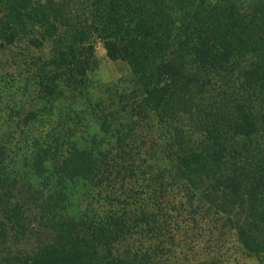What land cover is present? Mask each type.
Here are the masks:
<instances>
[{
  "label": "trees",
  "instance_id": "obj_1",
  "mask_svg": "<svg viewBox=\"0 0 264 264\" xmlns=\"http://www.w3.org/2000/svg\"><path fill=\"white\" fill-rule=\"evenodd\" d=\"M0 56V264H191L211 217L264 264V0H0Z\"/></svg>",
  "mask_w": 264,
  "mask_h": 264
},
{
  "label": "rangeland",
  "instance_id": "obj_2",
  "mask_svg": "<svg viewBox=\"0 0 264 264\" xmlns=\"http://www.w3.org/2000/svg\"><path fill=\"white\" fill-rule=\"evenodd\" d=\"M37 55L38 54L31 56V58L35 59ZM93 56L94 61L89 76V85L93 90L91 93H99L107 100V102L112 103L111 101L116 100L114 93L119 91L123 92L131 86L128 70L121 63L109 62L104 55L102 46L98 42L93 43ZM4 60L7 59L0 56V71L2 72L0 73V77L6 79L5 81L12 78L13 80L21 82H17L16 88H14L15 90L17 89V97L15 99H21L22 103H32V101L38 96L36 89L33 88V84L31 82H25L29 81L25 76L23 79H20L19 76H16L17 73H13L8 67H4ZM4 74H6V76ZM86 99L87 100H85L84 97H81L79 104L85 103V106L87 105V107H89L94 103V98L89 101V96H86ZM11 105L12 104L9 101L0 103V121L1 117L3 118L4 114H6L7 108L11 107ZM27 109V105L25 104L24 112H26ZM77 123L78 128L83 126L82 122L81 124H79V122ZM199 215H201L200 212ZM214 219L211 217L207 220H202L198 226L200 228V237L207 239L208 243H202L203 241L200 238L199 242L202 244H198L197 246H193V243L185 244L187 249L184 251L183 257H187L188 259V257L191 256L193 258L191 264H194V261H202L208 253H212L211 256L216 258V262L221 264H258L253 258L242 253L240 247L235 242L233 234L228 228L222 226L221 223ZM197 232L198 231L194 232L193 235L188 234L186 236V239H188L186 243L189 242L190 238L195 239V234ZM183 249L184 247L182 250Z\"/></svg>",
  "mask_w": 264,
  "mask_h": 264
}]
</instances>
